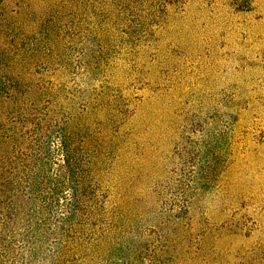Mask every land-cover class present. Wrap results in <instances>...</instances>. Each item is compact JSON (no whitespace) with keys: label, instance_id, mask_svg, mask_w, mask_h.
Returning <instances> with one entry per match:
<instances>
[{"label":"rangeland","instance_id":"374dc122","mask_svg":"<svg viewBox=\"0 0 264 264\" xmlns=\"http://www.w3.org/2000/svg\"><path fill=\"white\" fill-rule=\"evenodd\" d=\"M48 101L129 227L98 264H264V0H0L2 178Z\"/></svg>","mask_w":264,"mask_h":264},{"label":"trees","instance_id":"16d2710c","mask_svg":"<svg viewBox=\"0 0 264 264\" xmlns=\"http://www.w3.org/2000/svg\"><path fill=\"white\" fill-rule=\"evenodd\" d=\"M51 103L31 162H21L26 176L11 181L1 172L13 169L0 168V264H98L108 250L122 255L127 241L129 227L107 209L79 128Z\"/></svg>","mask_w":264,"mask_h":264}]
</instances>
